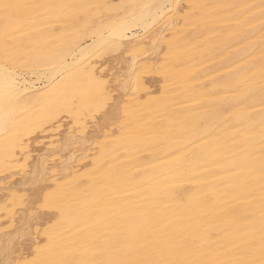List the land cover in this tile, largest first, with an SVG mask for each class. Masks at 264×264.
Returning <instances> with one entry per match:
<instances>
[{
	"label": "bare ground",
	"instance_id": "1",
	"mask_svg": "<svg viewBox=\"0 0 264 264\" xmlns=\"http://www.w3.org/2000/svg\"><path fill=\"white\" fill-rule=\"evenodd\" d=\"M0 264H264V0H0Z\"/></svg>",
	"mask_w": 264,
	"mask_h": 264
},
{
	"label": "rangeland",
	"instance_id": "2",
	"mask_svg": "<svg viewBox=\"0 0 264 264\" xmlns=\"http://www.w3.org/2000/svg\"><path fill=\"white\" fill-rule=\"evenodd\" d=\"M90 40H87L86 42H89ZM17 68V69H16ZM39 67H37V68H35V69H27V68H24V67H22L21 65H18V66H16L15 68H13V69H15L18 73H21L22 72V70H23V73H21V74H25V76H32V74H33V77H34V74H37V73H41L42 71H43V68H40V69H38ZM22 69V70H21ZM26 69V70H25ZM36 69H37V71H40L41 69V71L40 72H37L36 71ZM14 70V71H15ZM31 71V72H30ZM32 71H34V73L32 72ZM26 72V73H25ZM29 72V73H28Z\"/></svg>",
	"mask_w": 264,
	"mask_h": 264
}]
</instances>
